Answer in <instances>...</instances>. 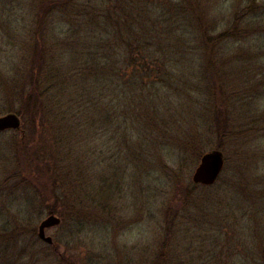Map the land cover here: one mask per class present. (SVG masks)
<instances>
[{"label":"rangeland","instance_id":"rangeland-1","mask_svg":"<svg viewBox=\"0 0 264 264\" xmlns=\"http://www.w3.org/2000/svg\"><path fill=\"white\" fill-rule=\"evenodd\" d=\"M231 1L221 0L228 11ZM218 2L151 5L147 20L164 41L158 73L181 82L159 83L147 127L124 131L118 114L73 113L61 90L92 49L107 52L121 3L0 0V115H19L32 80L49 89L40 113L0 131V264H152L161 254L164 264H264V51L250 48L254 34L217 50L169 43L223 30ZM179 53L194 66L173 64ZM213 149L224 152L223 172L195 184ZM50 213L62 218L47 229L54 244L38 237Z\"/></svg>","mask_w":264,"mask_h":264},{"label":"trees","instance_id":"trees-1","mask_svg":"<svg viewBox=\"0 0 264 264\" xmlns=\"http://www.w3.org/2000/svg\"><path fill=\"white\" fill-rule=\"evenodd\" d=\"M118 1L122 6V18L117 17V22L122 31L113 25L117 32L112 34L115 36L114 39L110 34L107 37L104 44L107 52L98 57L96 56L97 49H92L91 55L94 54L95 56H92L93 61L89 59L90 64L86 68L87 70L74 72L73 83L66 85L61 90L63 95L67 91L66 101L73 113L83 112L90 117L109 115L108 117L111 116V118L118 114L124 131L128 130L129 125L140 130L147 127L152 111H155L152 99L155 95L153 93L158 91L159 83L172 85L181 81L176 77L175 72L162 71L158 73L160 67L166 65L164 61L161 62V54L156 51L157 48L162 47L164 41L157 34L159 29H156L159 23L153 24L147 20L149 14L156 13L154 10L150 11L155 0ZM180 1L192 3V0ZM231 2L234 5L232 11H228V7L224 6L221 0L217 4L220 7H218L220 17L227 21L223 30L216 31L217 34L213 38H207V34L202 31L201 39L199 37L193 39L192 33L185 31L182 36H176L170 40L172 50L181 51L187 41H189V46L193 45L197 49L198 47H204V49L213 47L217 50L222 41L224 42L229 38L250 37L254 34L250 48L264 51V0H232ZM171 4L174 2L169 5ZM175 7L178 9V6ZM110 17L112 21H115V17ZM137 18H140V21L134 24ZM156 35L160 39H157ZM224 45L220 46L219 50L225 48ZM176 58H178V62L173 60V64L182 67L194 66V63L189 60L186 61L187 64L184 62L185 55L181 57L179 53ZM101 60L103 61L102 66H98V61L101 63ZM44 71L47 70L43 69ZM48 73L51 77L52 73L60 72L48 71ZM62 73L65 76V72ZM56 75L60 78V74ZM80 80H82L81 83L78 82ZM30 83H32V89L26 95V101H23L25 105L22 102V107L18 111L21 118L26 117L25 113L30 112L32 108L35 109L34 113H40L48 95L49 89L40 87V79L37 83H33V80ZM38 85L39 87H37ZM109 194L110 191L106 188L104 195L108 196ZM160 256H156L152 264H164L165 262H161Z\"/></svg>","mask_w":264,"mask_h":264},{"label":"water","instance_id":"water-1","mask_svg":"<svg viewBox=\"0 0 264 264\" xmlns=\"http://www.w3.org/2000/svg\"><path fill=\"white\" fill-rule=\"evenodd\" d=\"M21 117L15 112L0 115V131L21 128ZM225 167V155L220 149H213L204 153L197 165L192 179L195 184L212 185L214 184ZM61 224V218L56 214H50L44 218L38 227V236L48 244H53L52 236L47 235L46 229Z\"/></svg>","mask_w":264,"mask_h":264},{"label":"flooded vegetation","instance_id":"flooded-vegetation-1","mask_svg":"<svg viewBox=\"0 0 264 264\" xmlns=\"http://www.w3.org/2000/svg\"><path fill=\"white\" fill-rule=\"evenodd\" d=\"M50 214H55V213H50ZM49 214V215H50ZM57 215V214H56ZM58 216V215H57ZM60 217V216H59ZM61 218V217H60ZM61 222H62V218H61ZM41 223V222H40ZM46 233H47V229H46ZM39 237V236H38ZM42 240V239H41ZM43 241V240H42ZM45 242V241H44ZM54 244V243H53Z\"/></svg>","mask_w":264,"mask_h":264}]
</instances>
